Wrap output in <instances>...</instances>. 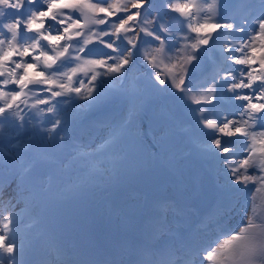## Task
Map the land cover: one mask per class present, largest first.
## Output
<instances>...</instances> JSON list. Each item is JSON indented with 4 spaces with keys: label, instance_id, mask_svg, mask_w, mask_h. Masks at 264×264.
Segmentation results:
<instances>
[{
    "label": "snow or ice",
    "instance_id": "snow-or-ice-1",
    "mask_svg": "<svg viewBox=\"0 0 264 264\" xmlns=\"http://www.w3.org/2000/svg\"><path fill=\"white\" fill-rule=\"evenodd\" d=\"M116 101L129 117L104 146L125 156L143 144L140 111L154 110L156 151L173 137L172 107L191 113L215 207L201 216L186 187L122 249L45 253L19 194L98 169L101 146L77 121ZM0 264H264V0H0Z\"/></svg>",
    "mask_w": 264,
    "mask_h": 264
},
{
    "label": "rangeland",
    "instance_id": "rangeland-1",
    "mask_svg": "<svg viewBox=\"0 0 264 264\" xmlns=\"http://www.w3.org/2000/svg\"><path fill=\"white\" fill-rule=\"evenodd\" d=\"M197 2H200V0H197ZM140 87L143 95H148L151 93V89L147 84V79L140 84ZM172 110L176 113L174 134L169 141L165 142L164 147L159 151H156L150 147V143L154 142V131L151 124L154 110L151 108H145L143 111L139 112L138 116L136 117V121L141 125L140 133L143 144L141 147L130 152L127 155V158H123V160L115 162L114 167L116 169V177L113 180L111 187L133 188L135 184L138 183L143 188L141 193L147 194L154 189L152 186L158 184V182H173L176 176L180 175L183 180L182 184L184 189L178 192L175 188L173 192H171L164 188L161 195L172 200H174L176 197L181 199L182 193L185 192L187 187L188 189H191L193 193L189 203L194 206L195 210L201 216H203L205 211H209L211 209L210 206L214 200L213 189L217 183V178L214 172L196 156V147L192 143V137L196 134V130L194 127V122L191 120V113L186 109H177L175 106L172 107ZM125 111L127 112L128 118V104L125 107ZM144 127L147 130H143ZM93 136L94 134L91 135V141L95 143L97 140L93 138ZM103 137L104 135H101L100 140ZM104 165L105 163L100 166L104 167ZM124 169L128 173L127 175L122 174ZM71 173L72 171H70V174ZM79 175L81 174H77L76 177ZM60 178L61 177H59V179ZM74 178L75 177H73L72 173V178L69 179V182L74 181ZM92 187V185L87 186L85 189L89 190ZM69 191L71 193L66 197L67 201L65 202L60 201L62 198L60 195H51L50 191H45L39 195L40 197L38 198L33 192L29 196L36 197L33 198L36 206L35 208L30 209V211L34 212V217L40 218L41 223L33 228V233L36 236V239H38L43 233L46 234L45 241L42 245L38 246L45 253L48 252L50 244L55 241V233H61L62 236H65L67 233H64L62 230L64 228H61L62 226L54 227V217H66L67 220L65 225L68 227H73L71 230L73 236H83L85 240L93 243V237L92 234H90V226L88 223L90 213L88 208L90 202L84 200L81 190L75 189ZM128 198L131 199L130 197ZM131 200L132 202L129 203V206L126 210L127 214L123 215L121 220L120 225H122V229L119 230L118 226H115L112 232L114 234V242L123 243L124 236H126L127 232L130 233L132 240L135 235L132 233L131 228H134L135 225H137V218L141 220L143 217L141 212L143 209V199L140 196H137L135 199L133 198ZM25 204L26 202L20 199L16 211L20 212L21 210H24L25 212ZM117 204H119L118 200ZM117 212L118 213H115V220L120 218L119 211ZM60 221L61 220L57 221V223ZM101 223L104 225L103 219ZM101 231L102 230L100 229L98 232L101 234ZM68 236L71 237L70 235ZM58 237L57 238L59 240L60 238L63 239V237L59 235ZM54 245L59 247L57 245V241H55ZM82 245L84 244H81V239L79 238H66L65 240L66 249H69L71 246L78 248ZM123 246L124 245H121L120 248L122 249Z\"/></svg>",
    "mask_w": 264,
    "mask_h": 264
}]
</instances>
